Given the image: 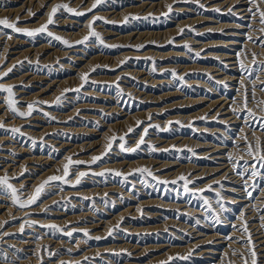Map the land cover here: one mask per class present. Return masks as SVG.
Here are the masks:
<instances>
[{
  "label": "rangeland",
  "instance_id": "obj_1",
  "mask_svg": "<svg viewBox=\"0 0 264 264\" xmlns=\"http://www.w3.org/2000/svg\"><path fill=\"white\" fill-rule=\"evenodd\" d=\"M79 1L49 0L41 6L38 0H0V14L2 13L0 20L6 18L10 23L17 24V18H19L17 27L21 29L17 33L0 26V86L4 84L3 87H11L13 90L11 97L8 93L0 92V124L4 126L0 128V140L4 137L0 141V155H4L0 156V178L7 177L8 183L17 190V204L13 205L10 190L0 186V225L2 224L0 241L6 239L0 242V264H29L30 262L33 264L35 261L36 264H56L57 262L58 264H252L251 253L256 252L258 247L251 245L248 237L242 234L244 228L240 220L235 219L240 208L238 213L236 209L235 213L231 211L233 206L231 207V201H228V198L233 195L225 191V187H231V185L220 179L224 170L214 173L207 171L214 167L222 168L224 161L212 162L209 156L203 153L212 150L213 146L220 147L217 148V155L219 152H226L224 153L226 160L231 161L229 163L233 165L229 164L233 172L231 176L234 175L236 178L243 174L248 177L250 172L257 171L260 175L255 177L251 175V184L247 183L246 193L251 192L252 196L247 197L250 203L246 201L245 206L252 205L249 210L257 211V216L264 214V204L259 203L261 200L264 201V198L260 197L264 193V180L262 182L259 178L264 176V168L260 167L259 160L260 151H264V135H262L264 128L261 127V123L264 122V113H262L264 91L259 90L264 88L262 85L264 84L262 83L264 82L262 77L264 76V70H262L264 69V47L259 46L260 40L264 39V32L260 31L264 29V24L260 23L259 12L264 11V7L258 8L261 10L249 12L253 18L251 22L248 21L250 16L240 17V19L238 14L235 13L234 16L231 12L232 8L225 12L223 11L225 7L220 9L218 6H211L222 0H202L201 2L195 0H101L94 9L92 5L95 0ZM253 1L263 6L261 1L264 0ZM253 1L250 0L251 4H254ZM140 3L145 6L137 9ZM60 4H67L74 12L84 14L75 15L65 9H59L53 17L54 23L48 25L51 36L47 32L38 33L34 37L23 34L25 31H34L46 24L52 7ZM150 5L155 7L150 8ZM178 8L180 10H177ZM15 13L17 14L13 17ZM193 19L195 21H190ZM89 24H92V30L103 40V44L90 35ZM233 25L243 26V29H239L242 34L250 30L252 36L259 35L251 36L253 40L246 39L249 41L250 48H253L247 49L256 54V63L252 62L253 54L245 49L244 54L242 52L241 57L239 55V59L235 58V70L233 74H229L226 72L228 66H225L219 55L228 53V55L236 56L234 51L227 52L228 47L224 45L230 38L227 34L234 31ZM136 32L144 33L146 36L138 38L137 41L134 40L135 36L129 40L122 37ZM86 36L89 37L87 41L78 43ZM54 37H60L61 40H56ZM65 40L70 46L61 42ZM42 46L44 49L41 48ZM24 48L30 50H24V54L22 50ZM18 50L23 53L20 54ZM17 55L20 56L17 57ZM241 64L248 71H243ZM5 72L8 73L7 76L4 75ZM218 72L223 74L215 77L214 74ZM22 75L27 77V81L22 78ZM85 76L86 79H82ZM29 77L31 82L27 83ZM229 77L237 81L232 82L231 88L227 86ZM147 79L150 80L147 81ZM50 82L53 85L47 87ZM43 85L46 90L44 89V93L38 95L39 97H35L34 93L41 90ZM243 86L244 89H242ZM253 88L255 92L252 96L250 93L247 98V109L255 113L257 120L248 123L244 118L247 117L249 120L251 117L245 109V98L243 99L239 94L248 97V91ZM158 97L160 98L156 100ZM219 97L235 103L228 104L234 125L219 121L221 118L213 115L215 109L212 112L204 110L210 101ZM10 99L13 100L16 111L24 113V116L10 110ZM28 105H33L31 115H27ZM150 109L161 112L147 115L145 112ZM125 113L140 114L122 127H112L121 116V119L125 118ZM173 115L177 117L190 115L192 118L186 121L184 118H172ZM12 129H19V132H12ZM141 138L143 143H140ZM244 138L247 140V146ZM47 139L51 140L47 141ZM173 139L177 140L173 141ZM96 140L99 141L97 145L87 147ZM138 144L139 147H137ZM199 144L200 146L206 144L207 148L198 147ZM79 145L84 148L77 150L75 146ZM249 145L255 159L248 155ZM257 145H259V151ZM231 146L232 148L237 146L235 151ZM132 149L135 151H131ZM93 157H101V159L93 162ZM69 158L72 163L69 166V175L66 177L67 183L51 181L45 186L36 203L24 208L19 207L20 203L28 204L35 194V189L49 177H63L64 167L69 164ZM25 159H32V162L22 163ZM35 159L39 162L35 161L38 162L35 163ZM113 161L118 164L124 163V165H115ZM169 162L172 165L160 167L162 163ZM252 163L255 168L252 167ZM5 164H7L6 168ZM144 168L148 169L151 175L137 171ZM195 168L197 170L192 171ZM200 168H204V173L201 175ZM18 170L21 172L18 173ZM115 172H120L122 175L117 176ZM80 173L85 175L80 177ZM182 176L185 177L184 180L180 179ZM78 177L79 183H76ZM254 185H256L255 188ZM106 187H110L111 191L103 190ZM150 200L154 201L152 205L142 208L143 211L139 214H136V211L134 215L131 214L138 203ZM168 204L171 205L168 206ZM127 207L132 211L129 215H122V218L119 216L121 218L119 219L118 214ZM255 207L259 208L255 209ZM144 212H151L149 214L155 216L147 217ZM231 214L234 217H231ZM262 221L264 219H259V222ZM96 222L102 223L99 229H88V225ZM177 223L178 226H176ZM220 225H224L223 230L217 229ZM148 226L158 228L148 230ZM122 228L131 232H126ZM212 228L220 231L217 233L219 241L222 242L220 248L219 246L218 249L215 248L217 251L215 255L201 254V250L213 249L209 240L207 243L205 238L207 234H216ZM136 230L138 232H134ZM200 231L202 236L193 239L197 233L201 234ZM236 234L241 238H238ZM198 239L205 241L196 245L194 249H186L187 244ZM260 239L256 240L263 243L264 237ZM24 242H28L30 246L23 245ZM237 244L238 246L234 247ZM135 245H137L136 249L132 251ZM144 246L146 248L163 247L157 250L150 247L148 250L143 249ZM204 255L211 256L213 259L208 260L205 258L208 256ZM256 257L257 264L264 263V251L256 252Z\"/></svg>",
  "mask_w": 264,
  "mask_h": 264
},
{
  "label": "bare ground",
  "instance_id": "obj_2",
  "mask_svg": "<svg viewBox=\"0 0 264 264\" xmlns=\"http://www.w3.org/2000/svg\"><path fill=\"white\" fill-rule=\"evenodd\" d=\"M24 1V0H23ZM39 2V4L42 6V4H45V3H47L49 0H38ZM81 1V0H80ZM79 1V2H80ZM177 1V0H176ZM179 1V0H178ZM195 1H197V2H201L202 0H195ZM207 1H210V0H207ZM251 1H253V0H251ZM259 1V0H258ZM31 2V1H30ZM254 2V1H253ZM262 2V4H263V6H261L259 3H255L254 2V4H251V2H250V0H222L221 2H219V3H215V4H212L211 6H218L220 9H222V8H224L225 7V9L223 10V11H225L226 12V10L227 11H229V9L230 8H232V13L234 14V16H235V13L236 14H238V18L240 19V17H246V16H250L251 18L248 20V21H251L252 22V14L250 13L249 14V12H251V11H253V10H258V8L259 7H264V1H261ZM25 3V2H24ZM32 3V2H31ZM34 3V2H33ZM36 3H37V1H36ZM35 3V4H36ZM22 4H23V2H22ZM34 4V5H35ZM38 4V5H39ZM77 4V3H76ZM153 5H154V3H152ZM250 4V5H249ZM12 5V4H11ZM24 5H26V3L24 4ZM39 5V6H40ZM21 6V5H20ZM20 6H19V8H20ZM37 6V5H36ZM145 6V4H143V3H140L138 6H137V9H139V8H142V7H144ZM27 7H29V6H27ZM34 7V6H33ZM32 7V8H33ZM151 7H155V6H152V5H150V8ZM168 7V6H167ZM10 8V7H9ZM9 8H7V9H9ZM16 8V7H15ZM26 8V7H25ZM36 8V7H35ZM12 9V8H11ZM10 9V10H11ZM22 9V8H21ZM1 10V9H0ZM17 10H18V8H17ZM17 10H15L16 12H17ZM33 10H35V9H33ZM112 10V9H111ZM115 10V9H114ZM177 10H180V8H178ZM259 10H261V9H259ZM6 10H4V12H5ZM14 11V10H13ZM19 11V10H18ZM7 12H8V10H7ZM12 11H10V13H11ZM119 12V11H118ZM121 12V11H120ZM101 13V12H100ZM109 13V12H108ZM115 13H116V10H115ZM2 14V13H1ZM0 14V15H1ZM17 13H15L14 14V16L13 17H15V15H16ZM105 14H106V12H105ZM119 14V13H118ZM8 15V14H7ZM10 15V14H9ZM8 15V16H9ZM4 16V15H3ZM96 16V15H95ZM104 16V15H103ZM111 16V15H110ZM109 16V17H110ZM114 16V15H113ZM112 16V17H113ZM98 17V16H97ZM258 17V16H257ZM260 17V16H259ZM65 18V17H64ZM107 18V17H106ZM67 19V18H66ZM93 19V18H92ZM109 19V18H108ZM190 19V18H189ZM195 19V18H194ZM190 20V21H195V20ZM62 20V19H61ZM237 20V19H236ZM64 21H65V19H64ZM63 21V22H64ZM186 21V20H185ZM247 21V23H249ZM62 22V23H63ZM65 22H67V20L65 21ZM65 22H64V24H65ZM191 22V23H192ZM254 22V21H253ZM259 22V21H258ZM61 23V22H60ZM182 23H184V22H182ZM220 23V22H219ZM245 23V22H244ZM180 24H181V21H180ZM218 24V23H217ZM222 24V23H221ZM224 24V23H223ZM252 24V23H251ZM258 24V23H257ZM179 25V24H178ZM229 25V24H228ZM185 26V25H184ZM183 26V27H184ZM217 26V25H216ZM219 26V25H218ZM223 26V25H222ZM230 26V25H229ZM228 26V27H229ZM241 26V25H240ZM240 26H234L233 25V29H234V31H236V32H234V31H232L230 34H227V36H229L230 38H228L227 40H226V42L224 43V45H225V47L227 46L228 47V51L227 52H232V51H234V52H236V56H234L233 54H230V55H228V53H224V54H222V55H219L221 58V60L224 62V64H225V66H228V69H226V72H228L229 74H233V71L235 70V65H236V60H235V58H237V59H239V55H240V57H241V54H242V52L246 49V50H248V51H250V50H252L251 48H250V45H249V41H247L246 39L247 38H249V37H251L252 35V33H251V31L250 30H247V33L245 32V33H243L242 34V32H241V30H239V29H243V26L242 27H240ZM20 27V26H19ZM182 27V26H181ZM227 27V26H226ZM231 28H232V26H230ZM246 27V26H245ZM253 27V26H252ZM217 28V27H216ZM218 28H221V27H218ZM252 29V28H251ZM257 30V29H256ZM12 31V30H11ZM259 31V30H258ZM261 31V30H260ZM106 32V31H105ZM110 32V31H109ZM141 32H144V31H141ZM18 33V32H17ZM152 33V32H151ZM150 33V34H151ZM164 33V32H163ZM261 33V32H260ZM108 34V33H107ZM111 34H112V32H111ZM156 34V33H155ZM157 34H158V32H157ZM166 34V33H165ZM253 34H255V33H253ZM121 35V34H120ZM145 34L144 33H138V32H136L135 34H126V35H124V36H122V37H124V39H126V40H129V39H132L134 36L136 37V39H134V40H136L137 41V39L138 38H140V37H143ZM259 35V34H258ZM257 35V36H258ZM261 35V34H260ZM146 36V35H145ZM256 35L255 36H252V37H257ZM120 37V36H119ZM147 37H149L148 35H147ZM146 37V38H147ZM262 37V36H261ZM145 38V37H144ZM11 39V38H10ZM120 39V38H119ZM7 40L9 41V39L7 38ZM14 40V39H13ZM243 40H244V42H243ZM246 40V41H245ZM253 40V39H252ZM6 41V40H5ZM144 41H146V39L144 40ZM255 41V40H254ZM10 42V41H9ZM125 42V41H124ZM222 42V41H221ZM251 42H253V41H251ZM6 43V42H5ZM13 43V42H12ZM18 43V42H17ZM126 43V42H125ZM217 43H219V42H217ZM14 44V43H13ZM254 44V43H253ZM8 45V44H7ZM43 45V44H42ZM45 45V44H44ZM223 45V44H222ZM252 45V44H251ZM6 46V45H5ZM12 46V45H11ZM29 46V45H28ZM31 46V45H30ZM203 46H204V44H203ZM258 46V45H257ZM256 46V47H257ZM1 47V46H0ZM18 47V46H17ZM47 47V46H46ZM201 47V46H200ZM254 47V46H253ZM259 47V46H258ZM2 48H5V47H2ZM39 48H40V45H39ZM41 48H43L44 49V47L42 46ZM247 48H250V50L249 49H247ZM6 49V48H5ZM29 49V48H28ZM28 49H26V50H28ZM42 49V50H43ZM47 49V48H46ZM158 49V48H157ZM225 49V48H224ZM238 49H240L239 51H238ZM263 49V48H262ZM23 50V52H24V50H25V48L24 49H22ZM21 50V51H22ZM25 50V51H26ZM30 50V49H29ZM36 50V49H35ZM39 50V49H38ZM256 50V49H255ZM17 51V50H16ZM15 51V52H16ZM40 51V50H39ZM39 51H38V53H39ZM54 51H55V49H54ZM59 51V50H58ZM152 51V50H151ZM157 51V50H156ZM262 51V50H261ZM263 51H264V49H263ZM1 52V51H0ZM4 52H6V50L4 51ZM11 52V51H10ZM12 52H14V51H12ZM18 52H19V50H18ZM22 52V53H23ZM28 52V51H27ZM36 52V51H35ZM64 52V51H63ZM251 52V51H250ZM252 52H254V51H252ZM251 52V53H252ZM259 52V51H258ZM20 53V52H19ZM22 53H20V54H22ZM52 53V52H51ZM55 53V52H54ZM60 53H62V51L60 52ZM222 53V52H221ZM250 53V54H251ZM255 53H257V52H255ZM24 54H25V52H24ZM27 54V53H26ZM32 54V53H31ZM34 54V53H33ZM56 54V53H55ZM220 54V53H219ZM243 54H244V52H243ZM252 54H254V53H252ZM2 56H3V54H2ZM18 56H20V55H17V57ZM22 56V55H21ZM25 56V55H24ZM29 56H30V54H29ZM34 56V55H33ZM97 56V55H96ZM95 56V57H96ZM99 56V55H98ZM214 56V55H213ZM212 56V57H213ZM252 57V56H251ZM247 58V57H246ZM248 58H250V57H248ZM247 58V59H248ZM261 59H262V56L260 57ZM11 59V58H10ZM75 59V58H74ZM95 59V58H94ZM241 59V58H240ZM242 59H244V58H242ZM76 60V59H75ZM235 60V61H234ZM246 60V59H245ZM260 60V59H259ZM1 62H2V60H1ZM10 63H11V60L9 61ZM222 62V63H223ZM251 62V61H250ZM12 63H14V62H12ZM244 63V62H243ZM240 64V63H239ZM11 66L13 65V64H10ZM245 65H246V63H245ZM7 66V65H6ZM9 66V65H8ZM7 66V67H8ZM196 66V65H195ZM221 66V65H220ZM240 66V65H239ZM248 66V65H247ZM185 67V66H184ZM190 67H192V66H190ZM209 67V66H208ZM208 67H207V69H208ZM211 67V66H210ZM5 68V67H4ZM223 68V67H222ZM237 68V67H236ZM251 68V67H250ZM206 69V68H205ZM239 69V68H238ZM25 70V69H24ZM140 71H141V69H139ZM209 70H211V68L209 69ZM214 69H212V71H213ZM225 70V69H224ZM27 71V70H26ZM223 71V70H222ZM139 72V71H138ZM23 73V72H22ZM21 73V74H22ZM32 73V72H31ZM42 73V72H41ZM141 73H143V72H141ZM238 73V72H237ZM20 74V73H19ZM20 74V75H21ZM223 73H220V72H218V73H215L214 74V76L215 77H218V76H220V75H222ZM226 74V73H225ZM263 74V73H262ZM27 75V74H26ZM35 75V74H34ZM37 75V74H36ZM242 75V74H241ZM28 76V75H27ZM137 76V75H136ZM212 76V75H211ZM240 76V75H239ZM243 76V75H242ZM260 76V75H259ZM33 77V76H32ZM35 77V76H34ZM45 77V76H44ZM145 78H147L146 76H144ZM214 77V78H215ZM222 77V76H221ZM234 77V76H233ZM263 78H264V76H262ZM19 78H21V77H19ZM18 78V79H19ZM22 78L23 79H25L26 80V76L25 75H22ZM42 78H43V76H42ZM56 78V77H55ZM151 78V77H150ZM213 78V79H214ZM225 78V80H226V77H224ZM240 78V77H239ZM254 78V77H253ZM252 78V79H253ZM34 79V78H33ZM140 79H141V77H140ZM223 79V78H222ZM241 80H242V78H240ZM239 79V80H240ZM245 79H247V78H245ZM12 80H13V78H12ZM12 80H10V81H12ZM19 80H21V79H19ZM19 80H17V82L19 81ZM31 79H30V77H29V81L27 82V83H29V82H31L30 81ZM37 80V79H36ZM35 80V81H36ZM44 80V79H43ZM65 80V79H64ZM138 80V79H137ZM148 80H150V79H147V81ZM23 81V80H22ZM27 81V80H26ZM146 81V80H145ZM227 81H229L228 82V88H231V86H232V82L233 81H236V79L235 80H232V78L231 77H229L228 79H227ZM258 81V80H257ZM262 80H260V82H261ZM9 82V81H8ZM12 82H14V81H12ZM55 82V81H54ZM59 83H60V81H58ZM161 82V81H160ZM237 82V81H236ZM241 82H243V81H241ZM4 83V82H3ZM15 83H16V81H15ZM46 83V82H45ZM152 83V82H151ZM239 83V82H238ZM238 83H237V86H238ZM246 83V82H245ZM26 84V83H25ZM65 84V83H64ZM7 85V84H6ZM27 85V84H26ZM51 85H53L52 84V82H50V84L48 83V85H47V87L48 86H51ZM252 85V84H251ZM262 85H264V84H262ZM3 86H4V84H3ZM44 87L41 89V90H39L38 92H35L34 93V95H35V97L36 96H38V95H40L41 93H44V91L46 90V87H45V85H43ZM57 86V85H56ZM59 86V85H58ZM62 86H63V84H62ZM61 86V87H62ZM242 86V85H241ZM247 86V85H246ZM239 87H240V84H239ZM40 88V87H39ZM256 88V87H255ZM255 88H253V89H255ZM45 89V90H44ZM242 89H244V86H243V88ZM246 89V88H245ZM249 89V88H248ZM253 89L249 92L248 91V97L247 98H249V94H250V96H252V93H253ZM232 90V89H231ZM260 90V89H259ZM135 91V90H134ZM242 91V90H241ZM247 91V90H246ZM237 92V94H238V91H236ZM144 93H145V91H144ZM232 93V92H231ZM246 93V92H245ZM163 94V93H162ZM166 94H170V93H166ZM230 94V93H229ZM259 94V93H258ZM33 95V96H34ZM145 95V94H144ZM144 95H143V97H144ZM164 95V94H163ZM261 95V94H260ZM259 95V96H260ZM149 96H150V94H149ZM164 96H166V95H164ZM238 96V95H237ZM239 96L240 97H242L243 99L245 98V96L243 95V94H239ZM263 96V95H262ZM39 97V96H38ZM139 97H140V95H139ZM42 98V97H41ZM108 98H110V97H108ZM147 98V97H146ZM151 98V97H150ZM160 97H158V98H156V100L157 99H159ZM162 98H164V97H162ZM251 98V97H250ZM264 98V97H263ZM24 99V98H23ZM152 99V98H151ZM155 99V98H154ZM153 99V100H154ZM22 100V99H21ZM142 100V99H141ZM146 100V99H145ZM182 100V99H181ZM184 100V99H183ZM204 100V99H203ZM233 100V99H232ZM237 99H235V101H236ZM24 101V100H23ZM193 101H194V99H193ZM242 101V100H241ZM244 101V100H243ZM262 101V100H261ZM260 101V102H261ZM186 102H187V100H186ZM199 102V101H198ZM258 102V101H257ZM188 103V102H187ZM229 103H231L232 105L233 104H235V103H233V101H229V100H226V98H222V97H219V98H217V99H214V100H212V101H210L209 102V104H208V106L206 107V109H204V110H207V111H209V112H212L214 109H215V111H214V113H213V115H216L217 117H219V118H221L219 121H225V122H228L230 125H234V119L231 117V115H230V111L228 110V107H230L228 104ZM245 103V102H244ZM180 104H182V103H180ZM230 104V105H231ZM259 104V103H258ZM262 104V103H261ZM178 105V103L176 104V106ZM184 105V104H183ZM182 105V106H183ZM190 105V104H189ZM240 105V104H239ZM109 106V105H108ZM174 106H175V104H174ZM261 106V105H260ZM234 107V106H233ZM233 107H231V108H233ZM241 107V106H240ZM249 107V106H248ZM262 107H263V109H262V113H264V105L262 104ZM108 108H110V106L108 107ZM112 109V108H111ZM114 109V108H113ZM147 109H149V108H147ZM234 109V108H233ZM249 109V108H248ZM116 110V109H115ZM114 110V111H115ZM225 110V111H224ZM159 112H155L154 111V109H150V110H146V112L145 113H147V115L149 114V113H153V112H155V113H160L161 111L160 110H158ZM238 111H240L239 110V108H238ZM234 112V111H233ZM141 113H143V111L141 112ZM144 113V114H145ZM176 113V112H175ZM239 113V112H238ZM243 113V112H242ZM245 113V112H244ZM138 114H140V113H136V114H128V113H125V118H123V119H121V117L119 118L120 120H117V123H115L112 127H122L123 125H125V124H127L129 121H131V119H133L134 117H137L138 116ZM184 114V113H183ZM257 114V113H256ZM152 115V114H151ZM174 115H176V114H174ZM173 115V117L172 118H178V119H180V118H184V120H190L192 117L190 116V115H182V116H174ZM178 115V114H177ZM180 115V114H179ZM233 116V115H232ZM261 116H263L262 114H261ZM147 117V116H146ZM171 117V116H170ZM243 117V116H242ZM1 118V117H0ZM139 118V117H138ZM142 118V117H141ZM140 118V119H141ZM145 118V117H144ZM171 119V118H170ZM236 119V118H235ZM239 119V118H238ZM238 119H236V120H238ZM241 119V118H240ZM245 119V121L246 122H248V123H251L252 122V118L250 119L249 118V120L247 119V117H245L244 118ZM134 120V119H133ZM171 120H173V119H171ZM170 120V121H171ZM236 120H235V123H236ZM183 121V120H182ZM264 121V120H263ZM184 122V121H183ZM261 122V121H260ZM187 123V122H186ZM239 123H240V121H239ZM241 124V123H240ZM179 125H181V124H179ZM178 125V126H179ZM258 125V124H257ZM247 126V125H246ZM255 126V125H254ZM235 127V126H234ZM244 127V126H243ZM251 128V127H250ZM53 129V128H52ZM58 129V128H57ZM62 129H64V128H62ZM77 129V128H76ZM76 129H73V130H76ZM81 129V128H80ZM83 129V128H82ZM244 130H246L245 128H243ZM65 130V129H64ZM253 130V129H252ZM258 130V129H257ZM72 131V130H71ZM234 131V130H233ZM238 131V130H237ZM254 131V130H253ZM252 131V132H253ZM256 131V130H255ZM79 132V131H78ZM257 132V131H256ZM259 132V131H258ZM261 132V131H260ZM264 132V131H263ZM262 132V133H263ZM85 133V132H84ZM90 133V132H89ZM92 133V132H91ZM103 133V132H102ZM101 133V134H102ZM238 133V132H237ZM236 134V133H235ZM239 134H241V133H239ZM239 134H238V137H239ZM245 134H246V132H245ZM252 134V133H251ZM254 134V133H253ZM257 135V134H256ZM262 135H264V134H262ZM48 136V135H47ZM241 136V135H240ZM242 136H243V134H242ZM249 136V135H248ZM258 136V135H257ZM246 137H247V135H246ZM260 137V136H259ZM4 137H2V139H3ZM262 138V137H261ZM260 138V139H261ZM2 139L0 140V141H2ZM54 139V138H53ZM175 139V138H174ZM173 139V141H176V140H174ZM178 139H179V137H178ZM180 139L183 141V139L180 137ZM233 139V138H232ZM245 139V138H244ZM254 139V138H253ZM256 139V138H255ZM254 139V140H255ZM6 140V139H5ZM49 139H47V141H48ZM51 140V139H50ZM49 140V141H50ZM180 140V141H181ZM187 140V139H186ZM188 140H190V139H188ZM238 140V139H237ZM241 140V139H240ZM259 140V139H258ZM263 140V139H262ZM261 140V141H262ZM53 141H55V140H53ZM190 141H192V140H190ZM189 141V142H190ZM194 141V140H193ZM234 141V140H233ZM57 142V141H56ZM98 140H96V141H93L92 143H90L87 147H93V146H95V145H97L98 144ZM185 142V141H184ZM183 142V143H184ZM189 142H188V144H189ZM196 142V141H195ZM232 142V141H231ZM239 142V141H238ZM258 142V141H257ZM52 143V142H51ZM60 143V142H59ZM181 143V142H180ZM199 143V142H198ZM52 144H54V143H52ZM182 144V143H181ZM193 144H194V142H193ZM230 144V143H229ZM235 144V143H234ZM247 144L248 143H246V146H247ZM81 145H83V144H81ZM81 145H79V146H75V147H77V150H82L84 147L83 146H81ZM201 144H199V146L198 147H203L204 149H206L207 148V145L205 144H203L204 146H200ZM208 145H209V143H208ZM211 145V144H210ZM3 146V145H2ZM192 146V145H191ZM245 146V145H244ZM4 147V146H3ZM60 147V146H59ZM211 147V146H210ZM214 148L212 149V150H208L207 152L205 151L203 154L205 155V156H209V160L210 161H214V160H223L224 162H223V164H222V168L220 167H214V168H210L209 170H207L208 171V173H214V172H217V171H223V173L220 175L221 176V180H223L224 182H226V183H228V184H230L231 185V187H225V191H227V192H229V193H231L233 196H230L229 198H228V201H231L230 202V204H231V207H232V209H231V211L232 212H234V210L236 209V212L238 213V208H240V211H239V213H238V215L236 216L237 218H235V219H237L238 221L240 220V222H241V224H242V228H244L245 229V227L247 228V232H243V230H242V234L243 235H245L246 237H248V239H249V242L251 243V245H256V247H258V248H256V252H262V251H264V247H262V244H264V241H263V243L261 242L262 240L260 239V238H262V237H264V221H262V222H259V219L260 220H263L264 219V214H260V216L258 215L257 216V211H254L253 209V211L251 210H249V208H251L252 207V205H250L249 203V201L247 200L248 198L247 197H249L248 195H247V193H246V191H247V183H250L251 182V174L247 177L246 175H242V174H240V175H242L241 177H239V178H236V176H231V174H233V172L231 171V166L229 165V164H231V163H229V162H231V161H229L228 162V160H226V157H225V154H226V152H219V155H217V153H218V149L217 148H220V147H217V148H215V146H213ZM2 148V147H1ZM5 148H7V146L5 147ZM231 148H232V146H231ZM235 148H237V146H235ZM235 148H232L234 151H235ZM12 149V148H11ZM59 149V148H58ZM222 149V148H221ZM230 149V148H229ZM231 149V150H232ZM13 150V149H12ZM20 150V149H19ZM228 150V149H227ZM5 151V150H4ZM14 151V150H13ZM229 152H230V150H228ZM233 151V152H234ZM1 152V151H0ZM7 152V151H6ZM21 152H23V151H21ZM228 152V153H229ZM232 152V151H231ZM237 152H239V151H237ZM241 152V151H240ZM244 152V151H243ZM242 152V153H243ZM15 153V152H14ZM225 153V154H224ZM39 154V153H38ZM41 154V153H40ZM240 154V153H239ZM238 154V155H239ZM244 154V153H243ZM243 154H240V155H243ZM2 155V154H1ZM0 155V156H1ZM31 155V154H30ZM239 155V156H240ZM2 156H4V155H2ZM6 156V155H5ZM22 156V155H21ZM250 156V155H249ZM33 157V156H32ZM31 157V158H32ZM241 157V156H240ZM244 157H245V155H244ZM252 157V156H251ZM7 158V157H6ZM228 158V157H227ZM238 158V157H237ZM236 158V159H237ZM246 158L248 159V157L246 156ZM33 159V158H32ZM32 159H29V160H24V161H22V163L23 162H25V163H31L32 162ZM241 159V158H240ZM20 161V160H19ZM35 161H38V160H34V162ZM42 161V160H41ZM204 161V160H203ZM236 161V160H235ZM255 161V160H254ZM39 162V161H38ZM38 162H35V163H38ZM48 162V161H47ZM116 161H113V164L115 163ZM153 162H155V161H153ZM237 162V161H236ZM43 163V162H42ZM104 163V162H103ZM112 163V162H111ZM178 163V162H177ZM239 163V162H238ZM240 163H241V161H240ZM256 163V162H255ZM107 164V163H106ZM106 164H104V165H106ZM124 165V163H115V165ZM253 164V163H252ZM7 164H5L4 165V167L6 166ZM10 165V164H9ZM18 165H19V163H18ZM25 165V164H24ZM166 165H172L170 162L169 163H162L161 165H160V167H162V166H166ZM186 165H188V164H186ZM221 165V164H220ZM232 165V164H231ZM254 165V164H253ZM20 166V165H19ZM23 166V165H22ZM43 166V165H42ZM114 166V165H113ZM180 166V165H179ZM233 166V165H232ZM235 166V165H234ZM248 166H249V164H248ZM14 167V166H13ZM23 167H25V166H23ZM36 167V166H35ZM39 167V166H38ZM112 167V166H111ZM182 167V166H181ZM188 167H189V165H188ZM6 168V167H5ZM8 168V167H7ZM20 168V167H19ZM27 168V167H26ZM30 168V167H29ZM34 168V167H33ZM32 168V169H33ZM194 168V167H193ZM197 168V167H196ZM193 169L192 171H195V170H197V169ZM244 168V167H243ZM251 168V167H250ZM21 169H22V167H21ZM237 169H239V167L237 168ZM246 169V168H245ZM248 169H249V167H248ZM247 169V170H248ZM12 170V169H11ZM17 170V169H16ZM30 170V169H29ZM33 170H36V169H33ZM39 170V169H38ZM232 170H233V167H232ZM2 171V170H1ZM28 171V170H27ZM47 171V170H46ZM187 171V170H186ZM203 171V172H202ZM238 171V170H237ZM240 171V170H239ZM246 171V170H245ZM19 172H21V170L19 171L18 170V173ZM206 172V171H205ZM248 172V171H247ZM3 173V172H2ZM6 173V172H5ZM10 173V172H9ZM30 173V172H29ZM41 173V172H40ZM202 173H204V168H200V172H199V174L201 175ZM249 173V172H248ZM251 173V172H250ZM1 174V173H0ZM198 174V175H199ZM8 175H10V176H13V174L11 175V174H8ZM43 175V174H42ZM236 175V174H235ZM29 178V177H28ZM259 178H261L262 179V182H263V180H264V176H262V177H260L259 176ZM259 178H257V179H259ZM31 179V178H30ZM29 179V180H30ZM259 181V180H258ZM253 182V181H252ZM261 182V183H262ZM20 184V183H19ZM23 184V183H22ZM251 184V183H250ZM249 186V185H248ZM256 186V185H255ZM110 187H111V185H110ZM110 187H106V188H102L103 190H105V191H107V192H110L111 191V188ZM264 188V187H263ZM115 189V188H114ZM258 189V188H257ZM260 189H261V187H260ZM252 190V189H251ZM250 190V191H251ZM259 191V190H258ZM264 191V190H263ZM262 191V192H263ZM254 192V191H253ZM256 192V191H255ZM69 193V192H68ZM261 193V192H260ZM259 193V194H260ZM228 194V193H227ZM257 194H258V192H257ZM229 195V194H228ZM257 196V195H256ZM258 197V196H257ZM260 197L261 198H264V193H263V195L261 194L260 195ZM258 199V198H257ZM251 200V199H250ZM255 200V199H254ZM253 200V201H254ZM7 201V200H6ZM227 201V200H226ZM246 201H248L249 203V205L247 206H245V203H246ZM263 202V203H262ZM154 203V201H152V200H150V201H143L142 203H138L137 205H136V208H134L133 209V212L131 213V214H133V213H135V211H136V214L138 213L139 214V212H142L143 210H141L142 208H145V207H148L149 205H152ZM254 203V202H253ZM260 204H264V201L263 200H261L260 202H259ZM247 204V203H246ZM251 204H252V202H251ZM161 205H162V203H161ZM165 205H167V204H165ZM164 205V206H165ZM169 205H171V204H168V206ZM7 206V205H6ZM9 206V205H8ZM177 206H179V205H177ZM228 206V205H227ZM2 207V206H1ZM5 207V206H4ZM10 207V206H9ZM160 207V206H159ZM172 207V206H171ZM174 207H175V205H174ZM187 207V206H186ZM185 207V208H186ZM253 208H254V206H253ZM257 208H259V207H257ZM256 207H255V209H257ZM8 210V209H7ZM15 210V209H14ZM190 210V209H189ZM195 210V209H194ZM193 210V211H194ZM1 211V210H0ZM12 211V210H11ZM32 211V210H31ZM132 211V209L130 210L128 207L126 208V209H124L123 211H121L119 214H118V218L119 219H121L122 218V215H129V213ZM144 211H146V210H144ZM193 211H192V213H193ZM195 211H197V210H195ZM199 211V210H198ZM260 211V210H259ZM6 212H8V211H6ZM5 212V213H6ZM22 212V211H21ZM28 212H29V210H28ZM28 212H25V213H28ZM10 213V212H9ZM145 214H146V216L147 217H149V216H152V215H150L149 213H151V212H148V213H146V212H144ZM154 214H156L155 212H153ZM196 213V212H195ZM235 213V212H234ZM261 213V212H260ZM264 213V212H263ZM7 214V213H6ZM21 214H23V213H21ZM243 214V215H242ZM1 215V214H0ZM3 215V214H2ZM14 215V214H13ZM17 215V214H16ZM20 215V214H19ZM134 215V214H133ZM158 215V214H157ZM10 216V215H9ZM12 216V215H11ZM81 216H83V215H81ZM121 218H120V217ZM155 216V215H154ZM154 216H152V217H154ZM231 217L233 216V214H231L230 215ZM2 217V216H1ZM15 217V216H14ZM28 217V216H27ZM114 217V216H113ZM130 217V216H129ZM234 217V216H233ZM10 218V217H9ZM8 218V219H9ZM69 218V217H68ZM73 218V217H72ZM79 218V217H78ZM227 218V217H226ZM4 219H7V218H4ZM4 219L2 220V222L4 221ZM76 219V218H75ZM115 219H116V217H115ZM232 219V218H231ZM234 219V218H233ZM234 219V220H235ZM1 220V219H0ZM29 220V219H28ZM31 220H32V218H31ZM37 220V219H36ZM70 220V219H69ZM73 220V219H72ZM72 220H70V221H72ZM125 220V219H124ZM236 220V221H237ZM27 221V220H26ZM70 221H68V222H70ZM116 221H117V219H116ZM115 221V222H116ZM122 221V220H121ZM224 221H226V220H224ZM237 221V222H238ZM254 221H256V223L254 222ZM1 222V223H2ZM6 222V221H5ZM32 222V221H31ZM119 222V221H118ZM166 222V221H165ZM164 222V223H165ZM171 222V221H170ZM239 222V223H240ZM34 223H35V219H34ZM98 222H96V223H94L93 225L92 224H90V226L88 225V229H92V230H94V229H99V227L100 226H102V223H100V224H97ZM124 223V222H123ZM179 223V222H178ZM178 223H177V225L176 226H178ZM184 223V222H183ZM225 223V222H224ZM234 223V222H233ZM38 224H39V222H38ZM166 224H168L167 222H166ZM166 224H164V226L166 225ZM2 225V224H1ZM1 225H0V227H1ZM41 225V224H40ZM115 225V224H114ZM122 225V224H121ZM173 225V224H172ZM227 225V224H226ZM237 225V224H236ZM42 226V225H41ZM167 226V225H166ZM212 226V225H211ZM223 226L224 225H220V228H217V229H219V230H223ZM232 226V225H231ZM38 227V226H37ZM108 227H109V225H108ZM149 227V226H148ZM169 227H170V225H169ZM185 227H186V225H185ZM184 227V228H185ZM230 227V226H229ZM241 227V226H240ZM121 228V227H120ZM127 228H128V226H127ZM132 228H133V226H132ZM158 228V227H157ZM157 228H155V227H149V229L148 230H153V229H157ZM183 228V227H182ZM186 228H188V226L186 227ZM209 228V227H208ZM207 228V229H208ZM211 228V227H210ZM123 229V228H122ZM136 229V228H135ZM161 229H163V228H161ZM204 229V228H203ZM216 228H212V230L213 231H215L216 232V234H207L208 236H206V235H203V236H206L205 238H206V242L208 243V240H209V242L211 243V245H212V247H213V249H211V250H209V249H204V250H201V254H209V255H215V254H217V251H215L216 249H218V246H219V248H220V244L222 243L221 241H219V236H218V234L217 233H219L220 231H218ZM12 230V229H11ZM15 230V229H14ZM104 230V232H105V229H103ZM123 230H125V229H123ZM128 230V229H127ZM143 230V229H142ZM160 230V229H159ZM6 231H7V229H6ZM19 231V230H18ZM72 231V230H71ZM98 231V230H97ZM126 231V230H125ZM129 231V230H128ZM128 231H126V232H128ZM144 231V230H143ZM155 231V230H154ZM153 231V232H154ZM207 231V230H206ZM232 231V230H231ZM238 231V230H237ZM15 232V231H14ZM17 232V231H16ZM129 232H131V231H129ZM134 232H138L137 230L136 231H134ZM133 232V233H134ZM147 232V231H146ZM201 232V231H200ZM235 232V231H234ZM5 233H7V232H5ZM10 233V232H9ZM98 233V232H97ZM96 233V234H97ZM193 233H195V232H193ZM232 233V232H231ZM236 233V232H235ZM234 233V234H235ZM8 234V233H7ZM11 234H12V231H11ZM22 234V233H21ZM20 234V235H21ZM153 234H155V233H153ZM191 234V233H190ZM238 234V233H237ZM236 234V235H237ZM240 234V233H239ZM220 235V234H219ZM223 235H224V233H223ZM227 235H229V234H227ZM231 235V234H230ZM242 235V236H243ZM260 235V236H259ZM0 236H2V235H0ZM17 236V235H16ZM145 236V235H144ZM202 236V232H201V234H196L195 236H193V239H196L197 237H201ZM220 236H222V235H220ZM237 236H239L238 238H241V236L240 235H237ZM244 236V237H245ZM13 237V236H12ZM30 237V236H29ZM224 237V236H223ZM229 237V236H228ZM1 238V237H0ZM17 238V237H16ZM20 238V237H19ZM23 238H25V237H23ZM27 238H28V236H27ZM204 238V239H205ZM260 239L261 241H259V240H256V239ZM21 239V238H20ZM232 239V238H231ZM6 239L4 238V240L3 241H5ZM8 240V239H7ZM14 240V239H13ZM29 240V239H28ZM31 240V239H30ZM119 240V239H118ZM222 240V239H221ZM238 240V239H237ZM264 240V239H263ZM2 241V240H1ZM0 241V242H1ZM2 241V242H3ZM10 241V240H9ZM18 241V240H17ZM137 241V240H136ZM203 241H205V240H200V239H198V240H196V241H192V243H190V244H187V247H186V249H194L195 248V246L196 245H198L199 243H202ZM256 241V242H255ZM1 242V243H2ZM14 242V241H13ZM19 242V241H18ZM20 242H23V241H20ZM232 242V241H231ZM246 242V241H245ZM247 242H248V240H247ZM16 243V241L14 242V244ZM47 243V242H46ZM52 243V242H51ZM57 243H59L58 241H57ZM111 243V242H110ZM133 243V242H132ZM12 244V243H11ZM17 244V243H16ZM19 244H21V243H19ZM23 244V243H22ZM21 244V245H22ZM31 244H32V242H31ZM38 244V243H37ZM40 244V243H39ZM113 244H114V242H113ZM124 244V243H123ZM122 244V245H123ZM136 244V243H135ZM240 244V243H239ZM23 245H29L30 246V244H28V242H24V244ZM32 245H34V244H32ZM55 245H57V244H55ZM112 245V244H111ZM231 245V244H230ZM234 245V244H233ZM123 246H125V245H123ZM132 246V245H131ZM136 246L137 245H135V246H133V248L132 247H129V248H132L133 250L132 251H134V249H136ZM236 246H238V244L237 245H235L234 247H236ZM53 247V246H52ZM104 247V246H103ZM102 247V248H103ZM108 247H109V245H108ZM150 247H152L154 250H157L159 247H163V246H150ZM150 247H145L144 246V248L143 249H150ZM230 247V246H229ZM246 247V246H245ZM104 248H106V247H104ZM112 248H113V246H112ZM127 248V247H126ZM206 248H208V247H206ZM216 248V249H215ZM228 248V247H227ZM238 248V247H237ZM100 251H101V249L100 248H98ZM173 249V248H172ZM226 249V248H225ZM247 249V248H246ZM246 249H244V250H246ZM103 250V249H102ZM106 250H107V248H106ZM120 250V249H119ZM130 250V249H129ZM128 250V251H129ZM141 250H142V248H141ZM140 250V251H141ZM231 250H232V248H231ZM235 250V249H234ZM238 250V249H237ZM236 250V251H237ZM243 250V249H242ZM243 250V251H244ZM249 250V249H248ZM251 250H252V248H251ZM98 251V250H97ZM110 251H111V249H110ZM125 251H126V249H125ZM131 251V250H130ZM139 251V252H140ZM145 251V250H144ZM144 251H142V252H144ZM240 251V250H239ZM250 251V250H249ZM31 252V251H30ZM96 252V251H95ZM141 252V253H142ZM242 252V251H241ZM240 252V253H241ZM90 253V252H89ZM239 253V252H238ZM91 254V253H90ZM94 255H95V253H93ZM249 254V253H248ZM247 254V255H248ZM89 255V254H88ZM258 255V254H257ZM196 256H198L197 254H196ZM204 256H208V255H204ZM259 257V256H258ZM260 257H262V256H260ZM205 258H207L208 260H211V259H213V257H211V256H208V257H205ZM257 258V257H256ZM253 259V258H252ZM35 260V259H34ZM46 260V259H45ZM207 260V261H208ZM63 261V260H62ZM219 261V260H218ZM38 262V261H37ZM43 262V261H42ZM46 262V261H45ZM208 262H210V261H208ZM260 262V261H259ZM258 262V263H259ZM30 263H32V262H30ZM29 263V264H30ZM39 263V262H38ZM33 264H36V261H35V263L33 262ZM45 264V263H44ZM50 264V263H49ZM51 264H53V263H51ZM55 264V263H54ZM56 264H58V262L56 263ZM216 264V263H215ZM218 264V263H217ZM264 264V263H263Z\"/></svg>",
  "mask_w": 264,
  "mask_h": 264
},
{
  "label": "snow or ice",
  "instance_id": "obj_3",
  "mask_svg": "<svg viewBox=\"0 0 264 264\" xmlns=\"http://www.w3.org/2000/svg\"><path fill=\"white\" fill-rule=\"evenodd\" d=\"M100 2H101V0H95V3L92 5V8L94 9ZM201 7H203V5H201ZM59 9H65V10H67L70 13H74L75 15H83L84 14L82 12H74V10L72 8H70L69 5H67V4L56 5V6L52 7L51 13L48 16V20H47V23L46 24L42 25L39 29H36L34 31H25V32H23V34L26 35V36H28V37H34L38 33L47 32V34L49 36H51L52 33L50 31H48V25H51V24L54 23L53 17L55 16V14L57 13V11ZM89 10L91 11V9H89ZM169 10H171V6H169ZM259 15H260V23L261 24H264V11H260L259 12ZM18 23H19V18H17V24ZM17 24L10 23L8 21V19H6V18L3 19V20H0V26H3V27L8 28V29H11L13 32H20L21 31V29L17 27ZM88 27H89V30H90V35L96 37V39L100 43L103 44V40L99 37V35L97 33H95L92 30V24H89ZM261 31L264 32V29H261ZM9 38H11V37H9ZM54 39L61 40L60 37H54ZM88 39H89V37L86 36V37H84V39L82 41H79L78 43H84ZM251 39L252 38L249 37V40H251ZM61 42L63 44H65V45H68V41H66V40L65 41H61ZM68 46H70V45H68ZM259 46L264 47V39H261L260 40ZM252 62L254 64L256 63V54H253ZM241 69L243 71H248V69H246L243 64H241ZM262 70H264V69H262ZM9 71H11V69H9ZM7 74H8L7 72L4 73L5 76H7ZM173 75H175V73H173ZM82 79H86V76L85 77H82ZM262 83H264V82H262ZM260 90L261 91H264V88H261ZM12 91L13 90H12L11 87H3V86H0V92L8 93L9 97L12 96ZM76 91H78V89ZM254 92H255V89H253V94H254ZM57 101H59V98H57ZM247 102H248L247 101V95H245V109L247 110L248 116L251 117L253 120H257V118L255 116V113L252 112L250 109H247ZM9 108H10V110L12 112L16 113L17 115H20V116H24L25 115L24 113H19V112L16 111V108L14 106V102L11 99L9 100ZM28 108H29V112L27 113V115H31V111L33 109V105H28ZM233 111H235V110H233ZM3 127H4L3 124H0V128H3ZM261 127L264 128V122L261 123ZM11 131L12 132H19V129H12ZM245 142L247 143L246 138H245ZM140 143H143V138H141ZM108 147H109V149L111 148V143L109 144ZM137 147H139V144L137 145ZM121 149L123 150V145H121ZM257 150L259 151V145H257ZM131 151H135V149H132ZM248 155L253 156V159H255V156L253 155V152L251 150V145H249ZM100 159H101V157H93V162H96V161H98ZM229 159L231 160V156L229 157ZM259 160L261 162L260 163V167L261 168H264V151H260ZM71 163H72L71 158H69V164L65 165V167H64L63 177H59V176L49 177L48 180L44 181L41 185H39L35 189V194L28 201V204L20 203L19 204V207L24 208V207L29 206L30 204L36 203V201L39 199L41 193L43 192L45 186L47 184H49L51 181H61L62 183H67L68 181H67L66 177L69 175V166L71 165ZM252 167L255 168V165H252ZM137 171L142 172V173L143 172H147L149 175H151V172L148 169H146V168H144V169H138ZM83 175H85V173H80V177H82ZM99 175H104V173H99ZM115 175L120 176V175H122V173L115 172ZM251 175L255 177V176H258L260 174L257 171L254 170V171L251 172ZM180 179L184 180L185 177L182 176V177H180ZM76 183H79V177L77 178ZM0 186H4L6 189L10 190L11 196L13 198L12 199V203H13V205L17 204V190L15 188H13L11 184L8 183L7 177L0 178ZM253 187L255 188V185ZM185 188L187 189V181L185 183ZM247 195L249 197H251L252 196V193L251 192H248ZM21 230H22V227H21ZM244 231L247 232V228L246 227H245ZM69 235H71V233H69ZM85 235H87V233H85ZM251 254L253 256L252 264H257L256 252L253 251Z\"/></svg>",
  "mask_w": 264,
  "mask_h": 264
}]
</instances>
